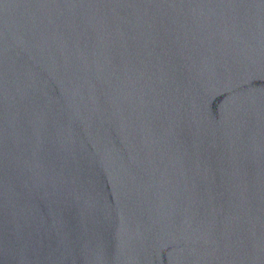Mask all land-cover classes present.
Instances as JSON below:
<instances>
[{
    "label": "water",
    "instance_id": "obj_1",
    "mask_svg": "<svg viewBox=\"0 0 264 264\" xmlns=\"http://www.w3.org/2000/svg\"><path fill=\"white\" fill-rule=\"evenodd\" d=\"M0 264H264V0H0Z\"/></svg>",
    "mask_w": 264,
    "mask_h": 264
}]
</instances>
